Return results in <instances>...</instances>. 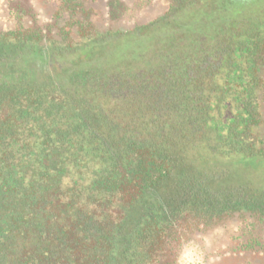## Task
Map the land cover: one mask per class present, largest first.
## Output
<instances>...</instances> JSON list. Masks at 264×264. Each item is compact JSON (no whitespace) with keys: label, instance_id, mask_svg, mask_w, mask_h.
<instances>
[{"label":"trees","instance_id":"obj_1","mask_svg":"<svg viewBox=\"0 0 264 264\" xmlns=\"http://www.w3.org/2000/svg\"><path fill=\"white\" fill-rule=\"evenodd\" d=\"M94 1L60 0L70 20L59 37L32 16L27 26L29 8L17 6L15 28L0 31V64L24 57L34 67L129 31H101ZM186 1L198 0H172L135 28ZM231 36L199 37L198 57L181 53L156 81L142 70L79 90L42 77L0 81V264H177L192 233L233 219L264 228V195L228 196L174 173L199 141L264 157V19Z\"/></svg>","mask_w":264,"mask_h":264},{"label":"rangeland","instance_id":"obj_2","mask_svg":"<svg viewBox=\"0 0 264 264\" xmlns=\"http://www.w3.org/2000/svg\"><path fill=\"white\" fill-rule=\"evenodd\" d=\"M8 2L0 0V30L11 24L6 16ZM28 4L38 23L44 24L49 1L28 0ZM128 4L119 24L121 31H129L61 51L50 56L51 60L40 58V64L34 67L31 63L27 66L28 59L24 57L9 59L0 64V81L17 83L21 79L34 81L42 77L61 89L79 90L101 82L105 74L113 72L119 74L121 81L131 80L138 70L156 81L161 78V66L177 63L181 53H194L198 57L199 37L208 45L216 38L232 37V31H237L243 23L264 19V0L186 1L180 11L162 23L141 30L134 27L160 18L168 12L170 4L167 0H129ZM96 15L103 18L100 13ZM46 63L51 64L50 68L46 69ZM41 64L45 72L39 68ZM182 158V164L178 163L174 170L177 176L192 175L200 186L227 192L228 196L264 195V157L214 153L199 141L190 144ZM244 232L248 230L243 223L233 219L204 233H192L181 249L177 264H235L234 258L226 255L236 247Z\"/></svg>","mask_w":264,"mask_h":264},{"label":"flooded vegetation","instance_id":"obj_3","mask_svg":"<svg viewBox=\"0 0 264 264\" xmlns=\"http://www.w3.org/2000/svg\"><path fill=\"white\" fill-rule=\"evenodd\" d=\"M48 1H49V6L45 7L48 19L44 24H39L38 21L36 20L35 13L31 4H28V0H10V2H8L6 6V13H7L6 16L11 24H9L8 28L4 27L5 29H1L0 31H9L15 28L17 24L15 18V15L17 13L15 8L23 4L25 8L26 7L29 8V10H26L27 13H29V15H24L25 17L23 18V22L25 24L27 23V26L31 25V20L29 16H32V21L36 22L40 26L44 27L47 24H51V29L53 33L57 37H59L58 33L60 32L62 33V31H60L59 29L63 27L68 29L67 24L70 18L67 12L61 10L60 0H48ZM128 1L129 0H95L93 2L92 5L95 14L100 13V15L101 14L103 15L102 19H100L99 18L100 16L98 17V15L94 17V20L97 22V24L100 25L101 31L109 32L110 30L121 29V26L119 24V19L128 10L129 7ZM167 1L168 4H171L170 2L172 0H167ZM120 9H121V14L119 15V17L112 19L111 16L117 13ZM148 23L146 22V25ZM72 34L73 36L76 35L74 31L72 32ZM52 44L53 43H50L48 41L45 43V46L47 47V49L50 50ZM46 59L51 60L49 55L46 56L45 60ZM39 64L40 62L38 63V65ZM46 64H48V67L46 69L50 68L51 64L49 63ZM39 68L41 69V71L45 72L44 65L41 64ZM261 228L262 229H259L257 227L255 232L241 233L238 239L239 242L236 244V247L231 248L229 250V253L226 255V257L228 256L234 258L235 264H264V228L263 227Z\"/></svg>","mask_w":264,"mask_h":264}]
</instances>
